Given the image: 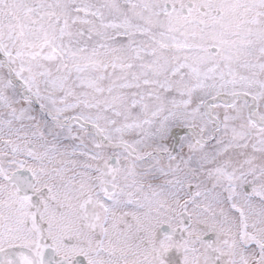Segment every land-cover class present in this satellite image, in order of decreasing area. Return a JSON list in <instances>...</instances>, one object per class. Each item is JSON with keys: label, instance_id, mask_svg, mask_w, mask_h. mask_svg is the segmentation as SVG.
I'll return each mask as SVG.
<instances>
[{"label": "snow or ice", "instance_id": "snow-or-ice-1", "mask_svg": "<svg viewBox=\"0 0 264 264\" xmlns=\"http://www.w3.org/2000/svg\"><path fill=\"white\" fill-rule=\"evenodd\" d=\"M0 264H264V0H0Z\"/></svg>", "mask_w": 264, "mask_h": 264}]
</instances>
